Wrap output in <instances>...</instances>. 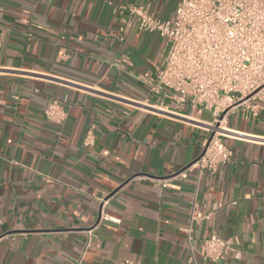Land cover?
<instances>
[{"label":"crops","instance_id":"obj_1","mask_svg":"<svg viewBox=\"0 0 264 264\" xmlns=\"http://www.w3.org/2000/svg\"><path fill=\"white\" fill-rule=\"evenodd\" d=\"M179 1L0 0V264H189L193 208L198 251L212 233L233 244L201 264H264V102L225 115L232 160L200 173L208 133L186 117L212 113L141 77L165 42L122 7L168 19ZM55 98L62 125L46 116Z\"/></svg>","mask_w":264,"mask_h":264},{"label":"built area","instance_id":"obj_2","mask_svg":"<svg viewBox=\"0 0 264 264\" xmlns=\"http://www.w3.org/2000/svg\"><path fill=\"white\" fill-rule=\"evenodd\" d=\"M122 8L137 17L142 31L155 32L165 42L164 65L141 75L150 92L172 98L179 108L188 106L192 112L207 110L213 115L210 122L186 117L208 133L191 167L200 173L215 172L230 163L233 152L224 139L235 133L224 126L225 115L243 103L256 109V101L264 102V0H180L174 17L168 19L155 16L146 5ZM114 64L119 66L120 61ZM134 104L160 110L152 104ZM46 116L53 123L64 124V101L55 98ZM85 144L93 145L94 137L88 135ZM189 169L171 179L186 178ZM162 181L164 186H171L169 179ZM102 217L108 219L106 214ZM203 218L193 208L184 228L189 264H201L199 257L218 262L233 250L230 240L212 233L198 251L192 227Z\"/></svg>","mask_w":264,"mask_h":264}]
</instances>
